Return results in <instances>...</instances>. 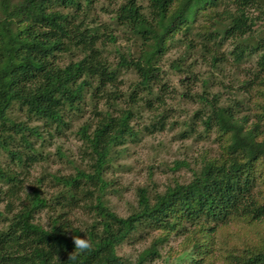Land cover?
<instances>
[{"label": "trees", "instance_id": "trees-1", "mask_svg": "<svg viewBox=\"0 0 264 264\" xmlns=\"http://www.w3.org/2000/svg\"><path fill=\"white\" fill-rule=\"evenodd\" d=\"M101 14L109 21H98ZM171 46L183 48L168 61ZM192 51L208 70L187 60ZM175 76L179 100L168 104ZM216 85L229 89L224 98ZM260 89L259 0H0V149L22 168L0 163V264H145L160 257L171 235L183 236L187 264H264ZM182 101L194 106L187 115L176 111ZM88 113L74 130L84 166L48 172L49 193L46 175L25 190L20 175L43 160L30 136L43 144V131L62 134ZM178 114L184 119H172ZM175 124L182 125L179 138L211 135L214 148L186 181L161 190L137 186L136 206L119 215L108 202L114 181L107 171L138 134ZM79 209L86 219L75 224L71 214ZM144 228L160 233L135 260L118 254ZM73 235L92 248L76 255Z\"/></svg>", "mask_w": 264, "mask_h": 264}, {"label": "rangeland", "instance_id": "rangeland-1", "mask_svg": "<svg viewBox=\"0 0 264 264\" xmlns=\"http://www.w3.org/2000/svg\"><path fill=\"white\" fill-rule=\"evenodd\" d=\"M259 1L264 3V0ZM100 16L99 18L97 17L98 21H109L107 14H101ZM182 48V46L180 48L171 46L165 55L166 60L169 61L177 56ZM197 55H199L198 52L192 51L187 60L190 61L193 59L196 63L195 69L197 70H208V66L201 63L202 61L199 60ZM254 59L255 57L250 58L251 62L254 63ZM217 73L222 77L225 76V72L219 69L216 71ZM131 78V75L124 78L125 81L121 85V90L126 89ZM179 80L180 76L171 77L170 79V86L167 87L168 92L166 96L168 104H173L176 100H179L177 98L180 92ZM227 81L228 78L226 77L225 82ZM227 89H223L222 86L217 85L212 88L213 91H219L223 98L225 97ZM172 90L175 94L174 92L172 93ZM260 90L263 91L264 89ZM173 95L176 98L174 100ZM259 97H261V94L257 96V98ZM180 105V107H176V111L180 112L183 110V113L186 115L190 111V108H194L193 105L184 101L180 102ZM184 114H178L175 118L173 116L171 117L172 119H178L180 121L184 119ZM87 116H89V113L85 114L78 122H74L71 130H65L62 134H54L51 137L46 131H43V144H40V139L30 136V139L35 142L36 147L42 146L41 152L43 160L39 162L34 161L31 167L28 168V172L20 175L23 178L25 190L32 188L37 178L46 175L43 180V187L45 186L47 193H49L53 190V181L48 172L68 174L74 171L75 166H84L85 161L79 152L81 141L74 135V130ZM194 126L196 129H201L198 124ZM176 127L175 129H168L149 135L138 134L140 140L129 142L126 145L125 152L117 161L119 165L115 164L107 171V178L114 181V185L112 187L109 186L110 188L108 187V202L112 209L119 215L126 216L136 206L134 191L137 186H148L149 188L154 187L155 189L161 190L165 185L172 183L174 180L186 181L190 178L191 169L196 168V163L200 162L199 159L201 154L204 153V150L210 151L211 148H214L211 135L208 140H195V136L179 138L176 134L182 128V125L177 124ZM41 129L44 128L41 127ZM51 132L53 133V129H51ZM37 157L40 158L41 156L37 155ZM13 160L10 154L0 149V163L2 165H10L17 171L22 170L21 167L15 165ZM176 161L183 162V164L177 166L175 165ZM4 205L5 203L0 202V209H3ZM63 210L66 211V209ZM71 219L76 224L77 219H86V215L79 209L72 212ZM159 233L158 230L152 231L149 228H144L133 238L119 245L116 250L123 258L133 261L136 259L138 253L148 247L152 239L159 235ZM236 241L232 240V242ZM182 242V235H171L159 247L160 257L153 261H147L145 264H187L190 259V253L189 251L182 252V249H185V245Z\"/></svg>", "mask_w": 264, "mask_h": 264}, {"label": "clouds", "instance_id": "clouds-1", "mask_svg": "<svg viewBox=\"0 0 264 264\" xmlns=\"http://www.w3.org/2000/svg\"><path fill=\"white\" fill-rule=\"evenodd\" d=\"M72 240L74 243V249L77 250L76 255L85 253L92 248L91 242L86 238H81L80 236L73 235ZM69 259H75V255H70Z\"/></svg>", "mask_w": 264, "mask_h": 264}]
</instances>
